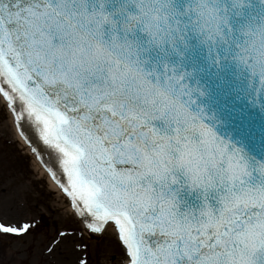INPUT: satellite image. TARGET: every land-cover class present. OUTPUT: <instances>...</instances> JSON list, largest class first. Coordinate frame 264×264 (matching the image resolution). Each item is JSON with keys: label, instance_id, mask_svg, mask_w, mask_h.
I'll return each mask as SVG.
<instances>
[{"label": "snow or ice", "instance_id": "6c2138e0", "mask_svg": "<svg viewBox=\"0 0 264 264\" xmlns=\"http://www.w3.org/2000/svg\"><path fill=\"white\" fill-rule=\"evenodd\" d=\"M0 112L80 225L0 181V264H264V0H0Z\"/></svg>", "mask_w": 264, "mask_h": 264}, {"label": "rangeland", "instance_id": "374dc122", "mask_svg": "<svg viewBox=\"0 0 264 264\" xmlns=\"http://www.w3.org/2000/svg\"><path fill=\"white\" fill-rule=\"evenodd\" d=\"M0 181L8 187L9 198L19 201L23 198L42 199L46 205L54 210V215L50 219L56 220L60 228L80 227L73 214L67 209V200L50 189L45 181L44 175L36 170L27 151L15 138V127L11 116L6 112H0ZM55 233V229H50L49 234ZM47 240L40 236L37 238L35 247L30 255H18L17 262L28 260V264H52L44 254V247ZM20 249V245H13ZM11 258V250H8Z\"/></svg>", "mask_w": 264, "mask_h": 264}, {"label": "bare ground", "instance_id": "6f19581e", "mask_svg": "<svg viewBox=\"0 0 264 264\" xmlns=\"http://www.w3.org/2000/svg\"><path fill=\"white\" fill-rule=\"evenodd\" d=\"M15 138L16 140L21 144V146L26 149L27 151H30L29 148L27 147V145L24 143L22 137L16 133L15 134ZM32 163L34 164L36 170H38L41 174H43L46 179H47V183L50 187L51 190L55 191L58 193V195H62L63 193L61 191V189L52 181V179L47 175V173L44 171V169L41 167V163H39L35 157L32 155Z\"/></svg>", "mask_w": 264, "mask_h": 264}, {"label": "water", "instance_id": "95a60500", "mask_svg": "<svg viewBox=\"0 0 264 264\" xmlns=\"http://www.w3.org/2000/svg\"><path fill=\"white\" fill-rule=\"evenodd\" d=\"M29 135L31 136V132H29ZM32 139H33V142L35 143V138L32 137ZM41 152L43 153V149L42 148H41ZM43 157H44V159H45L47 164H51L52 163V160L49 159V156H48L47 153H44Z\"/></svg>", "mask_w": 264, "mask_h": 264}]
</instances>
